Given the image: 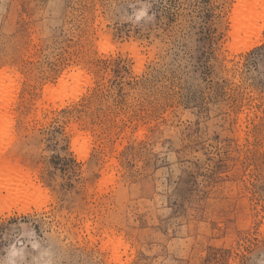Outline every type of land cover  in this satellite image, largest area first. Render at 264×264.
I'll list each match as a JSON object with an SVG mask.
<instances>
[{
	"label": "rangeland",
	"instance_id": "obj_1",
	"mask_svg": "<svg viewBox=\"0 0 264 264\" xmlns=\"http://www.w3.org/2000/svg\"><path fill=\"white\" fill-rule=\"evenodd\" d=\"M253 1L0 0V264H264Z\"/></svg>",
	"mask_w": 264,
	"mask_h": 264
},
{
	"label": "bare ground",
	"instance_id": "obj_2",
	"mask_svg": "<svg viewBox=\"0 0 264 264\" xmlns=\"http://www.w3.org/2000/svg\"><path fill=\"white\" fill-rule=\"evenodd\" d=\"M244 1V0H243ZM248 2H244L242 5L247 6ZM248 11L238 19V15H234L233 18V25H232V31L231 33L233 34L235 30L237 29L239 32H243L245 34H248L256 29L260 28L259 21L263 20V10L264 7L259 4L258 0H254L251 2V5L248 4ZM235 13H238V11H235ZM236 18L238 19L236 22ZM1 111H0V121H1ZM22 166L16 162V161H11V162H6L2 165L1 167V174L3 176H7L9 178L17 177L19 176H25V173H22ZM30 188H36L31 182H29L27 188H24V193L27 192V189Z\"/></svg>",
	"mask_w": 264,
	"mask_h": 264
}]
</instances>
